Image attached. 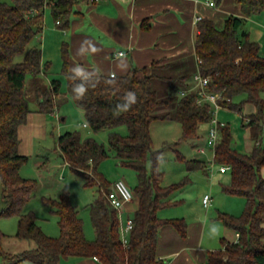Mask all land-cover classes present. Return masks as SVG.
Returning <instances> with one entry per match:
<instances>
[{
  "label": "trees",
  "instance_id": "16d2710c",
  "mask_svg": "<svg viewBox=\"0 0 264 264\" xmlns=\"http://www.w3.org/2000/svg\"><path fill=\"white\" fill-rule=\"evenodd\" d=\"M223 0H211L217 8ZM245 17H258L264 13V0H234ZM78 0H11L0 2V217L18 218V240L32 242L34 247L17 254L6 252L3 243L7 235L0 231V256L3 264H60L62 259L97 258L101 264H165L157 258L159 230L167 225L174 227L185 238L188 224L184 218L163 219L159 212L176 204L173 199L183 184L162 186L163 174L158 171L161 151L153 150L150 126L155 120H172L182 127V139L194 141L201 137V126L213 118L209 103L198 105L197 88L187 85L188 76L166 77L157 70L158 63L143 68L132 67L122 76L111 77L95 73L70 71V52L64 43L61 48V74L73 102L85 116L89 128L97 133L107 128L126 125L128 135L112 132L109 149L120 165L133 169L137 184L130 187L137 209L129 242L124 245L120 234L117 211L111 206L108 193L110 183L100 172V164L108 157L103 144L94 139L81 141L75 132L58 137V148L71 171L85 180L88 187H98L97 198L89 205L95 239H86L83 221L69 194L63 192L58 200L46 199L55 208L60 235L48 236L38 225L32 212H23L37 189L34 179L20 174L29 160L18 151L19 129L26 124L31 96L34 92L38 111L52 114L55 97L60 93L61 82L52 79L44 84L43 75L49 63L43 62L40 44L30 45L45 25V10L50 9L56 25L66 30L75 13ZM245 19L231 15L223 29L214 21L202 18L197 22L195 53L197 72L209 77L207 91L219 93V105L236 111L245 118V127L252 131L254 146L251 152L242 153L232 146L229 125L218 126L219 140L214 162L230 166L231 181L223 185V192L245 198V210L239 217L218 212L215 220L238 233V240H222L223 248L210 252L204 264H264V55L257 41L242 27ZM159 71V72H158ZM171 83L162 96L157 82ZM129 93L135 103L127 110L123 105ZM242 97L239 101L236 98ZM174 105L171 113L157 114V109ZM245 104H252L255 112L243 115ZM120 106V107H118ZM189 171L204 170L206 163L198 159L186 160L179 156ZM148 164L151 172L148 173ZM2 203V205H1Z\"/></svg>",
  "mask_w": 264,
  "mask_h": 264
},
{
  "label": "crops",
  "instance_id": "0c3cea01",
  "mask_svg": "<svg viewBox=\"0 0 264 264\" xmlns=\"http://www.w3.org/2000/svg\"><path fill=\"white\" fill-rule=\"evenodd\" d=\"M231 15L244 18L245 23L251 22L252 29L249 33L252 40L258 42L264 37L261 31L264 13L258 17H245L234 0H223L221 6L217 8L212 5L211 0H78L75 13L71 16L70 26L66 30L56 25L50 9L47 8L42 57L44 63H49V70L44 73L43 82L49 85L52 80L49 76L52 68L49 49L53 45L60 48L62 68L61 48L66 43L70 52L71 72L106 76L114 73L116 76H122L126 75L132 67L143 68L157 62L159 67L157 70L164 72L162 76L175 78L188 76L187 85L197 88L195 81V76L198 74V59L195 53L197 22L202 18H208L221 30ZM120 53L123 54L120 55ZM58 73L61 74V69ZM162 82L166 80L162 79ZM59 94L55 97L57 101ZM28 95H34V92H29ZM250 105L253 109H249L247 115L255 112V107ZM48 115L51 114L38 111L36 101L35 109L28 115L26 124L19 129L18 151L20 154L30 159L40 153V150H36L35 139L39 138L43 132H47ZM55 116L59 118L57 113ZM191 145L194 147L195 143L192 142ZM253 146L254 142L250 144L248 141L245 145L246 153L251 152ZM57 150L64 161V165H59L57 168L68 166L59 148ZM36 165L40 174L49 169L47 164L41 162ZM229 171L218 170V174L223 176ZM261 174L264 177V168ZM214 175L215 172L213 176L207 174L211 177V181ZM218 179L221 184L225 178ZM212 193L210 206L206 208L210 210L206 214L177 216V218H184L188 224V234L185 238L170 225L159 230L157 248L159 260L165 261V264H204L210 252L223 248L222 240L229 243L237 242L238 233L214 219L217 210L228 212L224 210L228 197H222L218 191ZM239 205L238 207H241V202ZM136 209L137 201L129 205V211L135 212ZM161 217L173 216L163 213ZM5 241L3 249L6 252L17 254L23 251H11L10 248H6ZM262 242L264 244V239ZM65 260L67 262L72 260L70 264H101L95 258Z\"/></svg>",
  "mask_w": 264,
  "mask_h": 264
},
{
  "label": "rangeland",
  "instance_id": "374dc122",
  "mask_svg": "<svg viewBox=\"0 0 264 264\" xmlns=\"http://www.w3.org/2000/svg\"><path fill=\"white\" fill-rule=\"evenodd\" d=\"M11 4V0H0ZM264 22V17L262 18ZM262 32L264 33V23ZM251 22H246L242 27L244 30L250 31ZM43 44V32L39 34L30 45ZM261 46L262 54L264 55V37L258 41ZM48 53L52 58V68L49 76L52 79L60 80V94L58 101L55 100V109L57 111L48 115V121L46 122V133H42L39 138L35 139L37 142L36 150H40L37 156L30 158L20 169V174L29 179H34L37 182V189L33 198L24 206L23 212H32L37 217L38 225L41 227L50 237H58L60 235V228L58 225V217L55 214V208L51 204L46 202V199L58 200L63 192L69 194L72 204L77 208L79 216L83 221L84 234L87 240L93 241L95 239V232L91 222V216L89 211V205L97 198L98 187H88L85 185V180L82 176H79L71 171V169L65 165L64 168H57V166L64 165L63 159L58 153L57 141L61 134L66 132H75L80 137L81 141L86 139H94L100 144H103L108 151V157L100 164V172L110 182L114 183L119 179H123L129 187H134L137 184L136 172L129 168L120 165L119 161L115 157L113 151L109 149V137L112 132L120 134L125 137L128 135V129L126 125H120L115 128H107L100 132H93L85 121L83 111L76 106L70 97L67 90V82L65 77L61 75V60H60V48L58 49L54 45L49 49ZM172 71V70H170ZM159 72V71H158ZM168 72V71H166ZM164 72H161L162 74ZM161 95L164 96L170 88L169 82H157ZM33 92L31 87H28V93ZM264 97V91L261 93ZM30 109L34 110L36 101L31 95ZM242 97L236 98L239 101ZM249 109L253 107L249 104H245L243 108V115L249 113ZM174 111V105L164 106L155 113L164 114ZM58 114L59 118H56L55 114ZM216 117V116H215ZM65 118V120H62ZM217 120L222 124H227L230 127L233 142L232 146L239 152L246 153L245 145L248 143L253 144L252 131L250 128L245 127L246 119L236 111L221 108L219 114H217ZM209 124L201 126V137L194 141H187L182 139V127L172 120H155L150 126V134L153 141V150L161 151L160 161L157 169L163 174L162 186H170L173 184H183L182 188L176 193L173 202H177L174 205L163 208L159 212V217L164 214L173 216L171 218H177V216H183L189 214V216H197L206 214L209 210L203 207L202 200L205 195H212V192L218 191L219 195L227 198L224 204V210H217L218 212L227 213L239 217L245 210L246 200L243 197L229 195L223 192V185H227L231 181V171L225 175L220 176L218 174L219 164H214L215 175L213 181L211 177L207 176L204 170H192L189 171L184 162L179 159V156L184 157L186 160L198 159L206 163L207 168L211 167V161L213 160V151L207 148L206 154H199L196 151V147L205 144V139L209 130ZM39 142V143H38ZM195 143L194 147L191 143ZM41 162L48 165V170H44L42 174L37 171V163ZM148 173L151 172V165L148 164ZM209 174V173H208ZM219 177H224L221 184L218 182ZM2 192V184L0 183V195ZM136 203V200L133 201ZM241 202V207L239 203ZM2 205V203H1ZM212 209V208H211ZM215 210V209H213ZM217 212V214H218ZM234 212L236 214H234ZM134 211H126L124 213V219L126 217L132 218ZM164 218L163 219H171ZM179 218V217H178ZM215 219V218H214ZM18 230V218L12 217H0V231L7 235L5 241L6 248H10L11 251H24L30 250L34 247L32 242L25 240H18L14 236ZM8 245V246H7ZM7 250V249H6ZM20 253V252H19ZM72 259V258H71ZM72 260H62L61 264H70ZM0 264H3V260L0 256ZM20 264H34L29 261L21 262Z\"/></svg>",
  "mask_w": 264,
  "mask_h": 264
},
{
  "label": "built area",
  "instance_id": "2783aa9c",
  "mask_svg": "<svg viewBox=\"0 0 264 264\" xmlns=\"http://www.w3.org/2000/svg\"><path fill=\"white\" fill-rule=\"evenodd\" d=\"M123 53H120L122 55ZM111 77H115V74H110ZM209 77H202L199 73L195 76V81L197 83V89L199 91V96L196 100L198 105H203L204 103H209L212 106V114L213 118L209 123V130L207 134V138L204 145H200L196 147V151L200 154H206L207 148L212 149L213 151V160L211 161V167L208 168V172L210 176L214 174V156H215V148L219 140V130L218 126L220 122L217 120V113L221 109L219 105V99L221 95L219 93H212L207 91V86L209 83ZM216 116V117H215ZM219 171H227L230 170V166L228 165H220ZM108 199L111 206L117 211L119 221H120V234L121 240L124 245H127L129 242V234L134 226L133 217H126L124 219V213L128 210L129 205L134 201L133 193L128 186V184L123 180L119 179L113 183L110 192L108 193ZM211 197L209 195H205L202 202L205 208L210 206ZM98 260L97 258H95Z\"/></svg>",
  "mask_w": 264,
  "mask_h": 264
},
{
  "label": "clouds",
  "instance_id": "9594fccd",
  "mask_svg": "<svg viewBox=\"0 0 264 264\" xmlns=\"http://www.w3.org/2000/svg\"><path fill=\"white\" fill-rule=\"evenodd\" d=\"M126 100L128 102L123 105V110H127L131 106L132 103H135L134 94L129 93L128 97H126ZM118 107H120V106H118Z\"/></svg>",
  "mask_w": 264,
  "mask_h": 264
}]
</instances>
